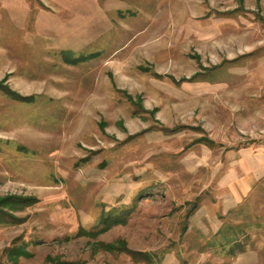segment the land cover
<instances>
[{
	"label": "rangeland",
	"instance_id": "rangeland-1",
	"mask_svg": "<svg viewBox=\"0 0 264 264\" xmlns=\"http://www.w3.org/2000/svg\"><path fill=\"white\" fill-rule=\"evenodd\" d=\"M8 197L0 264H264V0H0Z\"/></svg>",
	"mask_w": 264,
	"mask_h": 264
},
{
	"label": "trees",
	"instance_id": "trees-1",
	"mask_svg": "<svg viewBox=\"0 0 264 264\" xmlns=\"http://www.w3.org/2000/svg\"><path fill=\"white\" fill-rule=\"evenodd\" d=\"M3 92L6 93L9 97H11L13 99H18V96L16 94H12L9 90H3ZM204 140H205L206 143H208V140H206V139H204ZM11 201H13V202H11ZM26 203H30V200H25L24 198H14V197H8L7 200H4V201L0 200V205H4V206L9 207V208L16 207L15 205H19V206L20 205H26L27 206ZM0 214H2V211H0ZM102 220H103V223H105V224H107V223L109 225H113L114 224V221L108 219L107 217H104ZM106 228H107V226H105V229ZM103 247H104V249L106 251L114 252L117 249H121V250L125 251L127 254H130V255H133V256H137V257H140V258L147 257L146 255H143V254H133V252H131L130 250L128 251V249L123 244H118L116 246H113V244L104 245ZM49 262L51 264H69V263L60 262L59 260L52 259V258H49Z\"/></svg>",
	"mask_w": 264,
	"mask_h": 264
},
{
	"label": "bare ground",
	"instance_id": "bare-ground-1",
	"mask_svg": "<svg viewBox=\"0 0 264 264\" xmlns=\"http://www.w3.org/2000/svg\"><path fill=\"white\" fill-rule=\"evenodd\" d=\"M207 140V139H206ZM208 141H210V140H208ZM211 142V141H210Z\"/></svg>",
	"mask_w": 264,
	"mask_h": 264
}]
</instances>
